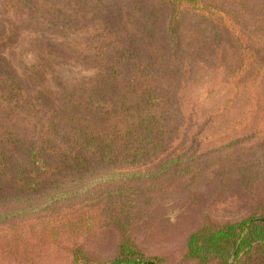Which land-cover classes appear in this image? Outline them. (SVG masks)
<instances>
[{
	"label": "rangeland",
	"instance_id": "rangeland-1",
	"mask_svg": "<svg viewBox=\"0 0 264 264\" xmlns=\"http://www.w3.org/2000/svg\"><path fill=\"white\" fill-rule=\"evenodd\" d=\"M208 4H221L211 15L216 9L233 15H213L217 35L200 12L184 19L186 79L178 101L183 122L175 124L178 134L169 148L136 151V160L133 150L121 154L116 164L124 167L68 170L67 159L76 152L58 154L63 147L52 129L53 109L36 107L22 115L15 102L0 100V163L15 160L5 152L6 130H19L53 156L25 171L15 192L0 195V264H111L124 242L155 264H195L184 258L193 232L264 218V19L255 24L251 17L256 8L264 9V0H205ZM165 5L164 0H0V25L14 34L11 42L2 37L7 45L1 54L18 79L42 70L40 88L61 106L88 96L104 61L120 51L130 31L147 24L158 30L153 39L146 37L148 43L166 49L171 24ZM160 61L163 68L166 60ZM98 117L92 122L107 116ZM108 130L117 132L111 123L103 128ZM28 177L31 189L38 181L47 186L30 194L22 190ZM260 250L258 243L252 250L244 247L234 264H264Z\"/></svg>",
	"mask_w": 264,
	"mask_h": 264
},
{
	"label": "trees",
	"instance_id": "trees-1",
	"mask_svg": "<svg viewBox=\"0 0 264 264\" xmlns=\"http://www.w3.org/2000/svg\"><path fill=\"white\" fill-rule=\"evenodd\" d=\"M164 2L165 6L169 7L166 19L171 24L166 29V33L170 35L166 49L163 45L155 47L148 43L147 38L153 39L158 34L155 28H149L145 24L146 26L140 29L130 31L121 43L120 51L112 52L104 61V67L95 75L94 85L88 96L77 100L67 99L61 106H57L48 89L40 88L42 70L36 69L33 76H21L22 79H18L16 73L8 68L9 64L1 54V49L7 45L2 41V37L11 42L14 34L8 36L0 25V64H4L0 65V100L5 103L15 102V112L18 107L22 115H28L30 109L34 111L33 108L36 107L53 109L50 110V120L56 125L52 129L55 134L60 135L59 141H62L63 147L58 154L67 156L65 152H76L67 159L68 170L80 169L84 173L108 165L124 167L126 164H116L121 159V154L127 156L129 152L134 151L132 157L136 160V151L171 147L173 140H170L178 134L175 124L183 122V112L178 101L186 79L184 63L182 65L185 58H181L186 52L180 36L185 29L184 19L186 16H193L190 11L200 12L204 23L216 29L217 35L218 22L213 15L222 13L231 16L233 12L228 9H216L211 15L210 10L215 6L219 8L221 4L204 6L205 0ZM249 10L250 8L247 9ZM251 17L255 24H259L264 19V9L256 8ZM46 47L52 54L57 52L56 46L50 42ZM171 56L182 59L181 64ZM160 58L166 60L163 68ZM4 71H7V74ZM23 94H27L30 99L22 98ZM25 99H29V103L24 102ZM22 103L24 105H21ZM14 104L8 112L13 110ZM98 114L107 117L100 123L92 122V116L99 119ZM87 119L90 123L84 125ZM108 123H111L117 132H103ZM7 131L9 146L5 152L15 156V160L0 163V195L6 194L7 189L15 192V185L23 182L21 175L31 166L38 168L36 166L46 165L53 160L52 155H48L41 147H36L26 135L17 134L19 130H15V134ZM41 154H47L45 160H37ZM31 181L32 178L28 177L22 190L31 189ZM45 184L44 181H38L35 184L37 187L27 192L32 194L35 189L46 187ZM255 243L261 246L260 253L264 258V218L256 219V216L217 229L208 226L193 232L188 238L184 258L195 264H210L213 260L216 264H230L229 260L233 258L231 264H234L239 252L244 247L252 250ZM111 264L155 263L137 255V252L124 242L120 246L119 257Z\"/></svg>",
	"mask_w": 264,
	"mask_h": 264
}]
</instances>
